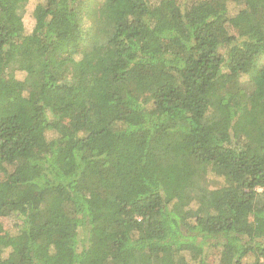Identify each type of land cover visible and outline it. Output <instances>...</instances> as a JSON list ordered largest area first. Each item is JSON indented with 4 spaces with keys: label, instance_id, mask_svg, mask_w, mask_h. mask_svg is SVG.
<instances>
[{
    "label": "trees",
    "instance_id": "obj_1",
    "mask_svg": "<svg viewBox=\"0 0 264 264\" xmlns=\"http://www.w3.org/2000/svg\"><path fill=\"white\" fill-rule=\"evenodd\" d=\"M32 1L0 0V264H264V0H39L29 33Z\"/></svg>",
    "mask_w": 264,
    "mask_h": 264
},
{
    "label": "rangeland",
    "instance_id": "obj_2",
    "mask_svg": "<svg viewBox=\"0 0 264 264\" xmlns=\"http://www.w3.org/2000/svg\"><path fill=\"white\" fill-rule=\"evenodd\" d=\"M38 3H39V0H33L32 2H30L26 6V9H25L24 24H25L26 30L29 33L32 31V29L34 27L33 12H34V9ZM56 54H57L58 59L61 61L67 59L70 56V52L67 51L66 49H64L63 47L58 48L56 50ZM17 77L21 78L20 75H17ZM256 109L264 112V104L256 106ZM210 179L212 181V180H214V177L212 175H210ZM2 222H3L5 229L13 230L15 223H16V219L14 217H8V218H4L2 220Z\"/></svg>",
    "mask_w": 264,
    "mask_h": 264
}]
</instances>
